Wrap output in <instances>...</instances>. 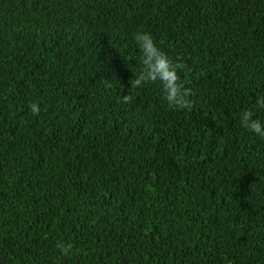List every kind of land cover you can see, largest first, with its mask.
<instances>
[{
  "label": "trees",
  "instance_id": "16d2710c",
  "mask_svg": "<svg viewBox=\"0 0 264 264\" xmlns=\"http://www.w3.org/2000/svg\"><path fill=\"white\" fill-rule=\"evenodd\" d=\"M138 31L191 110L122 102ZM261 96L264 0H0V264H264Z\"/></svg>",
  "mask_w": 264,
  "mask_h": 264
},
{
  "label": "clouds",
  "instance_id": "9594fccd",
  "mask_svg": "<svg viewBox=\"0 0 264 264\" xmlns=\"http://www.w3.org/2000/svg\"><path fill=\"white\" fill-rule=\"evenodd\" d=\"M140 51L141 68L139 74L129 81L130 88L128 94L122 97V102L128 104L133 102L131 92L147 83L159 82L162 86L165 101L175 110H191L193 101L189 98L191 89L186 87L182 81L180 73L187 70L185 58L182 54L170 58L169 55L160 49L151 33L147 31L133 34ZM107 86V85H106ZM257 104L264 108V96L257 98ZM29 108L33 114H38L40 108L38 103H30ZM240 125L252 133L264 137V123L253 118L251 111H243L239 117ZM62 255L68 256L73 249L71 243H60L58 245Z\"/></svg>",
  "mask_w": 264,
  "mask_h": 264
}]
</instances>
